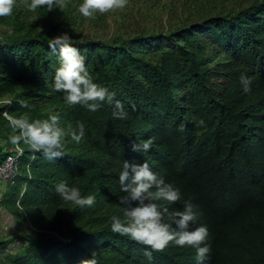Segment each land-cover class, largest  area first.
I'll list each match as a JSON object with an SVG mask.
<instances>
[{
	"label": "trees",
	"instance_id": "16d2710c",
	"mask_svg": "<svg viewBox=\"0 0 264 264\" xmlns=\"http://www.w3.org/2000/svg\"><path fill=\"white\" fill-rule=\"evenodd\" d=\"M27 2L16 0L0 17V167L12 154L16 167L0 192L14 226L0 234V264H83L90 255L96 264H197L190 246L170 242L148 259L150 246L111 230L109 217L122 214L123 159L148 160L180 189L179 200H159V208L194 204L196 224L209 230L205 264H264V0H179L186 16L176 27L108 42L75 38L87 18L81 0L50 11ZM64 31L94 81L116 91L126 117H114L109 104L94 112L69 106L52 87L58 49L47 43ZM241 73L250 77L248 92ZM23 112L81 121L84 141L68 139L54 160L13 145L7 116ZM149 137L147 152L131 150ZM61 180L95 203L64 201L55 190Z\"/></svg>",
	"mask_w": 264,
	"mask_h": 264
},
{
	"label": "clouds",
	"instance_id": "9594fccd",
	"mask_svg": "<svg viewBox=\"0 0 264 264\" xmlns=\"http://www.w3.org/2000/svg\"><path fill=\"white\" fill-rule=\"evenodd\" d=\"M127 0H81L78 12L84 17L95 18L97 13H105L116 8H123ZM65 0H28L25 7L35 10L43 7L47 11L62 10ZM16 0H0V17L13 13ZM72 36L64 31L48 40V47L58 49V66L52 77V87L62 93L67 105H82L90 111H96L105 104L111 105L114 117L124 118L128 115L123 101L116 98V91L94 81L89 72L84 54L71 43ZM242 90H250V77L244 73L239 77ZM26 105L25 101H21ZM8 127L12 129L8 140L13 145L21 142L30 149L40 152L45 158L54 160L65 154L68 139L76 144L84 141L86 131L81 121L61 123V116L49 113L44 119H32L28 112L7 116ZM199 123H203L202 120ZM153 138L142 142L133 140L130 148L134 152H147L152 146ZM119 189L122 193L119 202L122 214L109 217L113 232L127 235L133 240L150 247L144 248V254L151 259L152 250H163L170 242L178 246H190L195 249L197 264H205L210 258L211 248L208 240V226L196 224L198 217L194 204L183 201L181 209L169 211L159 208L157 201H177L181 197L180 189L167 182L163 175L154 171L148 160L136 162L135 159H123L118 173ZM56 192L64 201L83 208L91 207L96 200L94 194L82 195L74 184L61 180L55 185ZM168 214L166 220L165 214ZM195 225V226H193ZM83 264H96L94 256L83 260Z\"/></svg>",
	"mask_w": 264,
	"mask_h": 264
},
{
	"label": "rangeland",
	"instance_id": "374dc122",
	"mask_svg": "<svg viewBox=\"0 0 264 264\" xmlns=\"http://www.w3.org/2000/svg\"><path fill=\"white\" fill-rule=\"evenodd\" d=\"M178 1L128 0L123 8L99 13L100 18L96 22H94L96 16L84 19L75 38L108 42L116 36L128 38L141 31L145 33L165 32L176 27L186 16ZM4 30L0 29V36ZM10 158H14L13 154L8 159ZM6 162L0 167V192L5 187V182L16 174L15 160L13 164H10V161ZM13 228L12 218L0 206V234L4 235Z\"/></svg>",
	"mask_w": 264,
	"mask_h": 264
},
{
	"label": "built area",
	"instance_id": "2783aa9c",
	"mask_svg": "<svg viewBox=\"0 0 264 264\" xmlns=\"http://www.w3.org/2000/svg\"><path fill=\"white\" fill-rule=\"evenodd\" d=\"M10 159H11V158H10ZM10 159H8V160H6V161H7V162H9V161H10L9 163H10V164H13V163H14V160H15V158H12L11 160H10ZM7 162H6V163H7ZM11 179H12V177H10V178H9V179H8L6 182H8V181H11V182H12V180H11ZM64 240H65V239H64ZM65 241H66V240H65Z\"/></svg>",
	"mask_w": 264,
	"mask_h": 264
}]
</instances>
